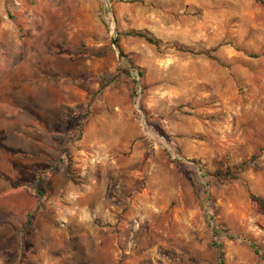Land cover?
Instances as JSON below:
<instances>
[{
	"label": "rangeland",
	"instance_id": "374dc122",
	"mask_svg": "<svg viewBox=\"0 0 264 264\" xmlns=\"http://www.w3.org/2000/svg\"><path fill=\"white\" fill-rule=\"evenodd\" d=\"M214 240L264 264V0H0V264Z\"/></svg>",
	"mask_w": 264,
	"mask_h": 264
},
{
	"label": "trees",
	"instance_id": "16d2710c",
	"mask_svg": "<svg viewBox=\"0 0 264 264\" xmlns=\"http://www.w3.org/2000/svg\"><path fill=\"white\" fill-rule=\"evenodd\" d=\"M120 1H125V0H120ZM127 1H132V2H136V1H140V0H127ZM125 35L127 36H131V37H137V38H142L144 39L146 42L155 45V46H159L160 44V40L155 38L154 36L148 34L147 32H144L142 30H129L124 32ZM111 42L113 45H116L118 47V40L116 37H113L111 39ZM121 55H122V51H121ZM139 75H141L142 73L139 71L138 72ZM127 75L129 77H132L131 71L127 70ZM134 83L137 82V80L133 79ZM225 232H227L228 230H224ZM219 233V230L214 229V234L217 235ZM229 238H232V236L230 234H228ZM252 246L255 247V244L251 241L250 242ZM213 246L216 248L217 253H218V260H219V264H225V259L223 256V246L221 243H219L217 240L213 241Z\"/></svg>",
	"mask_w": 264,
	"mask_h": 264
},
{
	"label": "crops",
	"instance_id": "0c3cea01",
	"mask_svg": "<svg viewBox=\"0 0 264 264\" xmlns=\"http://www.w3.org/2000/svg\"><path fill=\"white\" fill-rule=\"evenodd\" d=\"M38 121L42 124V120H39V119H38ZM40 143H41V142H40Z\"/></svg>",
	"mask_w": 264,
	"mask_h": 264
}]
</instances>
